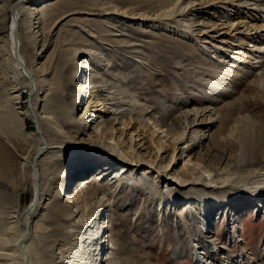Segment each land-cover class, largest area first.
Listing matches in <instances>:
<instances>
[{
  "label": "bare ground",
  "instance_id": "bare-ground-1",
  "mask_svg": "<svg viewBox=\"0 0 264 264\" xmlns=\"http://www.w3.org/2000/svg\"><path fill=\"white\" fill-rule=\"evenodd\" d=\"M13 1L8 0L7 7L4 0H0V32L8 24L6 17ZM78 1L22 0L15 9L10 34L0 40V66L10 64L17 72L14 76L22 75L24 88L33 97L31 105L22 109L19 107L22 94L15 88L13 96L9 94V105H0L3 138L6 134L12 135L10 137H17L26 146L27 152L22 150L23 153L20 151L22 154L16 156L20 160V178L30 169L25 178L29 179L33 196L22 214L14 210L9 214V222L0 224V264H49L41 251L56 249L58 245L61 264H135L131 256L124 255V243H118L117 234L107 237V230L112 227L99 220L110 206L107 197L112 194L115 184L134 190L133 199L120 197L122 206L138 200L146 203L149 200L147 191L155 194L156 202L150 198V203H156L152 212L167 232L173 264H185L186 256L182 241L179 248H174L177 235L171 236V228L166 225L169 213L174 215L173 230H183V236L190 244L193 264H251L252 258L244 254L243 245L237 260L233 256L225 258L215 239L218 230L212 226L224 211L228 223L231 219L237 221L241 207L246 203L255 212L256 219L264 212V155L260 154L261 147H257V136L264 134V110L255 116L247 110L254 100L264 104V0H170L165 9L155 14H130L134 22L147 26L144 33L156 30L161 24L165 29L170 22L180 25L178 29L173 27L171 33L192 44L193 48H199L198 44L202 49L210 45L216 55L213 59L222 65L220 70L217 67L220 77L215 79L218 81L204 80L207 91L201 92L206 96L205 106L182 111L170 124L166 122V116L161 118L162 121L151 118L155 129L146 132L147 124L138 117L146 107L136 99L135 91L127 88L131 76L122 71L111 75L110 69L101 68L105 66L106 57L101 58V49L96 52V43H91L88 49L83 45H71L67 36L60 37L63 49L55 64L63 65L55 74L58 78L54 83L49 79L54 64L36 63V56L45 53L64 27L75 26L70 25L71 22H83L84 17L96 15L92 10L80 9ZM208 8H212L213 13H206L208 17L204 18ZM111 9L121 11L122 16L129 14L117 6ZM228 13L230 18L236 19L231 20ZM102 24H105L104 28L98 32L78 28L102 45L126 49L125 53L134 56H129L132 61L126 62L122 69L131 66L140 70L147 65L145 60L142 61L140 44L123 40L122 37L127 35L117 32L116 26ZM108 28L112 30L108 31ZM23 46L34 56V61L32 57L27 60ZM133 58L138 60L133 61ZM139 64H142L141 68ZM83 73L85 81L79 83ZM234 81L242 86L239 98L231 84ZM73 83L76 85L74 90ZM248 88L254 90L251 97L245 96ZM63 90L73 91L65 93ZM83 105L84 111L80 116L76 115V108ZM28 118L36 124L35 132L27 131ZM215 126L217 129L212 131ZM249 132L252 133L250 137ZM237 134L244 135L230 143ZM169 136L171 138L167 139ZM31 138L34 143L30 142ZM186 144L187 149L192 148L195 152L188 162H194V166L187 164L179 170L174 163L175 154ZM235 145L238 153L234 151ZM222 147H227V154L218 156ZM167 152L171 155L168 162L164 156ZM234 153L241 157H231ZM250 155L252 158L248 160ZM216 157L218 161L214 159ZM208 160L212 166L205 165ZM197 167H201L202 172H198ZM74 179L79 185L73 191L67 185ZM65 198L68 200L64 201ZM75 207L76 212H73ZM144 211H138L139 217ZM77 212L82 226L75 222ZM52 216L57 222L50 229L45 221ZM65 216L69 218V224L61 221ZM20 217L23 220L21 228L18 225ZM97 222L98 230L94 232ZM235 224H232L234 233L229 246L244 241ZM226 229L229 230V224ZM67 231L73 236L64 237ZM105 238L109 239L108 244ZM70 239H74L72 246H69ZM77 246L84 248L82 253L87 255L86 258L81 257V252L74 255ZM84 259L87 261L82 262Z\"/></svg>",
  "mask_w": 264,
  "mask_h": 264
},
{
  "label": "rangeland",
  "instance_id": "rangeland-1",
  "mask_svg": "<svg viewBox=\"0 0 264 264\" xmlns=\"http://www.w3.org/2000/svg\"><path fill=\"white\" fill-rule=\"evenodd\" d=\"M20 1L22 0H14L10 4L6 17V23L8 22V24L6 25L5 29L0 32V40H4L6 38V35L10 34L16 17L15 9L19 5ZM169 1L170 0H79L77 6L80 9H84L86 11L92 10L93 13L96 15L84 17L85 20H83V22H71L72 24L70 25L75 26L64 27L61 34H59V36L57 35L58 38L54 37L52 44L48 47L45 53H42L41 56H36V63L39 64L45 61L46 65L52 66L54 64L53 66L55 67L53 69L52 75L49 76V79L52 81V83H54L57 82L58 78L57 76H55V74L59 72L61 66L63 65V63L58 65L55 64L56 57L58 56L59 52L63 49V45L60 44V41L62 40L60 37L67 36L70 39L71 45H83L87 46L88 49H90V46L93 43H96V52L99 51L98 49H101V58L103 56L106 57L104 63L105 66H101V68L104 67L103 69L106 68L105 70L107 71L110 69L109 73L111 75L112 73H119L120 71H122V74L131 76V80L127 83L128 91H131L133 89V91H135L136 93V99H139L140 104L146 107V111H143L142 113L141 111L139 113L138 111L136 112L138 113V117H140V119H142L143 122L147 124V129H144V132H146V130L153 131L155 129V126L153 124L154 121H151V118H154L153 120L162 121V119H164V117L166 116V122L170 124L171 122H173L172 119H175L178 115H180L182 111L188 110L189 108H199L205 106L206 102L204 98H206V96L201 92L205 90L207 91L205 85L206 83H204L206 81L205 79H212L211 81L214 82L218 81L215 78L220 77V73L217 72L220 70L222 65L219 63L218 60L213 59V57H215L216 55L215 53H213V50L210 49V45H207V47L202 49L200 48V44H198L199 48H197L198 46L193 48L194 46L192 44H188L189 42H186L185 40L178 39L174 33H171L172 30H174L173 27H176V29H178L180 28V25L170 22V24L166 26L168 27L166 29L169 32H167L164 28L165 25L161 24L158 25V28L156 29L158 31L148 30L149 32L144 33L143 29L147 26L142 23H139L138 21L134 22L132 19H130V14L134 15L136 12L144 13L146 15L155 14L156 12L165 9L166 6L170 4ZM4 2L8 7V0H4ZM112 6H117L118 9H121L122 11H128L129 14L127 16H122L120 14L121 11L112 10ZM221 10L222 9H219L218 11L222 12ZM129 11L132 13H130ZM210 11L211 13H213L212 8H208L205 14H203V17L207 18L208 14L206 13H209ZM225 15L227 16V13ZM228 15L230 18L231 14L228 13ZM230 19L234 20L236 18L231 17ZM86 20H92L93 22H86ZM102 22L110 23L111 25L109 26H116L117 32L121 31L122 34L125 33V35L127 36H123V40L131 41L135 44H140V50L143 53V55H141L143 57L142 61L145 60L147 65L141 68L142 64H139L141 68L140 70H135L131 68V66H127L122 69L121 67L126 62L131 60L129 58V56L131 55L125 53L124 51L126 49L121 50L113 46H104L100 43V41L96 40L95 38L92 39L90 36H88V34L81 32L78 28L82 27L85 30L90 29L92 30L91 33L94 31L98 32L102 31V29L104 28L105 24H102ZM258 22L260 23V21ZM159 28L164 30H160ZM107 30L109 31L112 29L108 28ZM248 43L252 44L251 41H248ZM200 49L205 50V52H202ZM206 51H208V53ZM22 52L24 53V55H26L27 60L29 59V57H32V61L35 60L34 56L32 54H29V51L26 46H23ZM4 58L8 59V56H5ZM134 59L138 60L137 58H133V61ZM82 60L83 59H81L79 63ZM226 61H228V59ZM108 62L110 63L109 65ZM106 65L108 66L106 67ZM210 65H212L211 70ZM0 67V77L3 78V80L0 79L1 82L3 81L2 83L0 82V105H2L1 103H3L2 106H8L10 99L9 97L13 96L12 93L15 92L16 89H20L22 98L19 99V107L22 109L28 108L31 105L33 97L32 94L28 92V89L24 88V78L22 77V75L14 76V74L17 72H15V70L10 64H3V66ZM217 67L219 70L217 69ZM84 75V73L83 75H81V80H79V83L80 81L81 83L85 81ZM16 77L19 80H15ZM15 84L18 86H16ZM231 84L232 87H235L236 93H238L236 95V98H239L243 92L242 86H240L235 81ZM75 86L76 85L73 83V90ZM63 91L65 93L72 92L71 90ZM247 91L245 93V96L251 97V95H254L253 89L248 88ZM51 100L52 96L50 97V101ZM83 107L84 105L76 108V115L80 116ZM247 110L250 115H259L264 110V104H260L258 102H255L254 100L253 102H250V105H248ZM26 129L28 132H35L37 130V126L34 121L31 120V118L27 119ZM216 129L217 126L213 127L212 131H215ZM0 133V139H3L0 140V224L3 225L9 222V214H11L12 211L19 210V213L23 212V209H25L30 204L33 196L31 185L28 181L29 179L25 178L28 176V172L30 169L27 167L29 169L26 170L27 174H25V176H23L24 174H21L20 178V166H18L20 160L19 156H16L22 154L23 151L27 152L26 146H24L21 141H18L19 139H16L17 137H10L12 135H9L8 137V134H6V137L8 138H3L4 136L2 135V132ZM149 133L150 132H148L147 135ZM248 134L249 137L252 135V133L250 132ZM240 135L244 134L235 135L234 140H231L230 143H234L235 141H237ZM169 138L171 137H167V139ZM245 138L248 137L245 136ZM172 140L173 139H171V141ZM257 140L259 141V144L257 146L258 149L261 147L259 149L261 151L260 154L264 155V134H261V136H257ZM30 142L34 143L33 138H31ZM237 147L238 146L235 145L234 151H237L238 153ZM180 148L175 154L177 158L174 163L176 164L177 169L182 170V167L184 168V165H187L190 161V155H193L195 152H192V148L187 149V144L181 146ZM222 148L219 149L220 153L218 156L227 154V147H224L223 149ZM198 150L199 148L196 149V152ZM237 153L232 154L231 157L240 158L241 156H238ZM164 156L167 157L168 162L171 155L167 152L166 154H164ZM248 157V160L252 158L251 155ZM210 158L213 159V156H211ZM214 159L218 161L217 157ZM256 159L260 158L257 157ZM188 165L192 167L194 166V162L189 163ZM205 165L212 166L213 163H210V161L208 160L205 162ZM201 167H197L198 172H202ZM23 181L27 182L23 183ZM78 185L79 183L77 182V179H74L71 184L67 185V188L73 189L74 191V189L78 187ZM133 191V189H129L123 184H120L118 187L115 184L112 194L107 197V202L110 204V206H107V209L99 219L100 221H106V224L112 227L107 230V237L109 235L117 234L118 236L116 237V239H118V243H124V255L131 256L135 264H173L171 259V249L169 248L168 243L166 241L167 232L165 228L161 227L159 217L156 214L154 215V211L152 212V209L154 210L156 203H150V198H153L155 202L158 199L156 198L157 200H155V194L152 191H147L148 194L146 195L149 197V200H147L146 203L142 200H138L132 205L122 206L123 203L120 197L123 196L125 198L133 199ZM66 200L68 199L65 198L64 201ZM262 205L264 206V202L262 203ZM141 209L145 211L143 216L139 217L140 212L138 211H141ZM250 209L251 207L248 206L247 203L246 205H243V207H241L239 219L237 221L234 220L233 222L231 219L230 223H228V220L225 219V217L223 216L226 212H220L223 213V215L220 214L219 218H217L216 223L214 224V226H212V228L218 230V235L215 239H217L216 241L219 242L220 247L225 248H220V250L223 251V256L225 258H231V256H233V258L237 260V257L240 255V252H242L240 250L243 245L246 251L244 254L252 258L251 264H264V212L263 214H261L259 219H256V217L254 216L255 212ZM72 211L76 212V207L73 208ZM171 214L169 213L166 225L171 228V236L175 237L177 235L176 237L178 238V240L175 237L176 243H174V248H179L181 246L180 241H182L184 248L183 252H185L184 256H186L185 264H193L192 256L190 254L191 250L189 248L190 244L188 243L187 239H185V237L183 236V230H173V225L175 224V222L173 217L174 215ZM61 221L66 224L70 223V220L67 216H65ZM56 222V217L52 216L50 220L45 221V225L47 227L50 226L51 229L53 225L56 224ZM75 222H79L81 226L83 224L81 223L82 221L80 222V215L78 214V212L75 214ZM98 222L97 224L95 223V226L93 227L94 232L98 230ZM233 223H236L235 225L237 232L241 234L244 241L229 246L228 242H230V239L232 238V233H234V225H232ZM228 224L229 230L226 229L228 227ZM18 225L20 226V228L23 226V220L21 219V217L19 219ZM102 231H104V229ZM84 232H86V230H84ZM69 233L71 232L67 231V234H65L64 237L70 238V236H73ZM73 240L70 239L71 245L69 246L75 244ZM105 241L108 244L109 239L105 238ZM60 252V246L58 245L56 249L52 250L45 248V250L41 251V254L45 261L49 262V264H61L60 261L62 258ZM79 252L83 254L82 252H84V248H82V246H77V248H75L73 251L74 255L76 253L80 254ZM81 257L86 258L87 255L83 254ZM117 257H119V255ZM79 259L80 258H78V260ZM85 261H87V259L82 260V262Z\"/></svg>",
  "mask_w": 264,
  "mask_h": 264
}]
</instances>
